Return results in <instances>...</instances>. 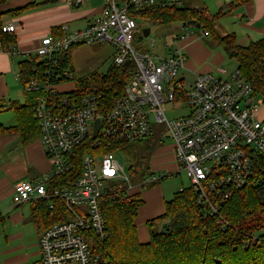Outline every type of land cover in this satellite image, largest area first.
Returning <instances> with one entry per match:
<instances>
[{"label": "built area", "instance_id": "2783aa9c", "mask_svg": "<svg viewBox=\"0 0 264 264\" xmlns=\"http://www.w3.org/2000/svg\"><path fill=\"white\" fill-rule=\"evenodd\" d=\"M81 3L71 1L74 6ZM167 4L181 7L182 1L132 0L138 9ZM16 29V24L9 23L2 30L14 34ZM137 29L136 20L118 0H104L99 18L83 29L43 38L35 52L44 59L76 46L110 43L114 66H129L130 71L123 91L111 104H106L102 94L78 89L70 72L64 73L67 80L63 84H52L51 72H46L25 87L36 96L35 119L51 169L44 178L16 184L17 203L38 205L41 200H55L66 208L64 218L40 234L41 264H102L93 248L95 238L107 237L101 200L112 182L122 179L130 184L116 159L117 151L103 149L153 136L163 142L170 139L178 171H186L200 208L212 217L219 218L223 204L250 181L264 183V116L260 114L264 100H259L253 84L238 68L229 71L220 66L218 75L188 73L187 56L180 45L192 34L190 28L166 43V55L134 49ZM6 53L18 55L17 47ZM69 82H73L72 89L60 88ZM166 105L171 110L186 106L189 113L170 119ZM96 121L99 127L94 135ZM154 125L163 129L153 131ZM86 144L102 152L82 155L76 175L75 151ZM158 181L154 175L145 180ZM131 189L130 185L128 194ZM53 208L51 203L49 209Z\"/></svg>", "mask_w": 264, "mask_h": 264}, {"label": "trees", "instance_id": "16d2710c", "mask_svg": "<svg viewBox=\"0 0 264 264\" xmlns=\"http://www.w3.org/2000/svg\"><path fill=\"white\" fill-rule=\"evenodd\" d=\"M241 1L233 0L232 3L240 4ZM118 3L126 8L138 25L141 21L154 27L183 25L189 20H197L204 33L223 49L226 57L237 61V68L244 79L253 84L256 93L264 97V38L248 46H241L233 34L219 36L215 24L222 13L212 15L204 8L193 9L167 4L163 7L138 9L132 5V0H118ZM7 4L8 0H0V9ZM35 6L32 3L14 10H0V44L4 52L16 45L15 35L2 30L6 18L20 17ZM54 32L60 30L54 29ZM76 47L51 58L40 59L36 55L24 58L23 55L14 56L19 58L18 81L26 98L33 95L25 91L26 85L31 80L44 76L46 72H51V83L55 85L66 82L64 73L74 74L71 52ZM54 60L57 61L56 64L53 63ZM128 69L129 66L116 68L112 65L106 75L95 77L94 84L84 79H74L78 89L102 94L106 104H111L128 81ZM35 100L36 96L33 95L24 104L13 102L7 107L1 106V113L7 110L14 112L15 123L6 126L0 122V138L4 135H16L24 147L40 140V126L34 113ZM164 143L159 136H153L135 144H120L103 150L107 153L121 151L129 163V178L137 182L145 181L153 175L148 163L154 152ZM95 152L102 151L92 150L89 144L76 149L75 158L79 166L76 175L80 173L82 155ZM129 186L126 182L119 186L112 185L101 200L107 237L95 238L93 248L100 256L102 264H264V235L258 234L264 215V183L255 184L250 181L246 188L235 193L232 199L223 204L219 218L210 216L200 208L191 187L178 191L172 200L165 203L164 214L148 223L150 240L146 244L140 243L135 225L144 201L140 194L129 195ZM51 203L54 205L53 210L49 209ZM65 213L66 208L62 201L41 200L34 209L33 221L43 230L61 221ZM0 222L4 223L1 214ZM254 224L259 225L256 228ZM37 264H41V261Z\"/></svg>", "mask_w": 264, "mask_h": 264}, {"label": "crops", "instance_id": "0c3cea01", "mask_svg": "<svg viewBox=\"0 0 264 264\" xmlns=\"http://www.w3.org/2000/svg\"><path fill=\"white\" fill-rule=\"evenodd\" d=\"M71 1L74 0H8V4L1 8V11L23 8L32 3L36 4L35 7L20 17L6 18L5 24L14 23L17 25L14 35L16 37L15 46L17 47L18 55H23L22 58L34 56L43 38L51 35L60 37L59 35L63 36L66 33L83 29L99 18L104 8V0H82L79 6L72 5ZM181 1V7L186 6L193 9L204 8L212 15L222 13L215 24L217 34L222 37L233 34L241 46H248L264 38V0H242L240 4L232 3L233 0ZM180 26L183 31H185V27L181 24ZM146 28L149 27H144L143 30ZM54 29H59L60 32L55 33ZM177 37H175L173 41ZM200 41L201 40L192 32L190 37L180 45L187 56V72L199 74L212 73L218 75L217 68L225 65V56H223V54H218L214 57L211 51ZM214 43L216 46H219L215 41ZM17 59L19 58L10 57L4 52L0 44V101H6L7 99H9V102L19 100L18 96L20 95V90L11 83L17 72ZM163 148L164 147H160L154 152L151 161L154 162L159 160L157 158L161 152L164 151ZM18 155L21 156L18 166H22V170L24 173L26 172L27 176H29V174L33 176L32 181L23 180L20 182H33L44 178V176L50 173L51 165L48 162L40 140L24 147L21 145L18 136L4 135L0 138V162L4 161L3 166L0 167V176L3 171L6 172L8 168L15 165L12 161ZM25 155L26 158L23 160ZM174 157V152H172V160L177 170L178 168ZM155 166H158V169H166L167 167L162 163H155ZM169 170L172 171L171 168ZM15 185L13 187H15ZM10 188L8 184L3 183V180L0 181V202L6 194L11 195L13 193ZM158 192L156 188L143 194L142 199L144 201V206L139 209L135 220L138 239L142 244H146L150 240L148 223L163 215L165 212L166 198L161 197ZM140 193V190L131 189L129 191V195ZM30 204L34 212L37 205L33 202H30ZM31 222L35 224L38 230L37 247L39 250V234H41L43 230L38 228L36 221L32 219ZM14 247L15 246H13L8 253H13L21 248ZM37 254L39 255V251ZM28 260L29 258L26 256L15 255L7 260L8 263L4 264H28Z\"/></svg>", "mask_w": 264, "mask_h": 264}, {"label": "rangeland", "instance_id": "374dc122", "mask_svg": "<svg viewBox=\"0 0 264 264\" xmlns=\"http://www.w3.org/2000/svg\"><path fill=\"white\" fill-rule=\"evenodd\" d=\"M144 27H149L151 29V35L148 38H145L143 36L142 30ZM182 31L183 29L181 28L180 24H169L154 27L150 26L145 21H141L138 25V30L134 35V41L132 45L134 49L142 54L150 53L166 55L167 52L164 51L166 43L168 44L172 42L173 39L180 35L179 33H181ZM189 31H192L201 40L200 42L211 51L214 57L218 54H223V56H225L226 63L225 65H223V67H225L229 71H234L237 68V62L235 60L228 59L223 49L220 46H216L213 38H211L210 36H206L202 28L189 29ZM153 39H155L156 41V43L154 44H152ZM113 54L114 48L110 43H97L93 45H84L74 48V50L71 52L72 67L74 70L73 76L77 79L87 80L90 84H94L93 80L95 79V77L106 75L112 65H114ZM17 74L18 72H16L11 83L15 87H17L18 90H20V95L18 96L19 100H14L11 102L8 101L9 99H7L6 101L1 100L0 107L5 104L9 105L13 102L24 104L25 102H28V99L30 101L33 95H35L33 94L31 95L32 97L27 96L26 98L20 82L16 78ZM60 88L64 90L72 89L73 82L64 84ZM259 100H264V97H259ZM171 107L172 106L169 105L165 106L168 117L170 119H177L179 117L186 116L189 113V108L186 106L180 105L179 108L174 110H171ZM260 114L261 116H264V106L262 107ZM0 122L5 124L6 126L13 125L15 123L14 112L12 110H7L6 112L0 113ZM158 129L160 130L163 128L155 127V125L153 126V131ZM161 147H164V151H162L157 158L159 160L154 162L149 161L148 163L150 168L152 169L154 177L159 178L158 184L148 183L145 181L134 182L130 178L131 187H133L134 190H140L141 198H143L144 193L157 188L159 191V195L161 197H165L166 201H170L174 198L175 193L191 187V182L189 177L187 176L186 171L179 172L178 169L176 170V167L173 163L172 152H174L175 155V151L172 141L170 139H166V142ZM20 157V155L16 156L12 161L13 163H15V165L8 168L6 172L3 171L2 175L0 176V181L3 180V183L8 184L11 187L10 190L12 189L13 191L11 195L6 194L0 202V214L4 219L3 224L0 222V264L8 263L7 260L11 259L15 255H23L28 257V264H37L38 262H40V255L37 254L39 251L37 247L38 230L35 224L31 222L34 213L33 208L30 203L18 205L17 198L15 197L14 193L13 186L16 183L23 180L32 181L33 179L32 174H29V176H27L26 172L24 173V171L22 170V166H18V164L20 163ZM25 158L26 155L23 160ZM116 159L119 165L124 169L125 174L129 176V163L126 156L117 151ZM155 163H162L167 167L166 169H158V166H155ZM3 164L4 161L0 162V167H2ZM170 168L172 171L169 170ZM161 175H164L162 179H160ZM122 183L123 180L119 179L112 182L111 185L119 186ZM142 185L144 186L141 187ZM262 202L264 204V196ZM258 225L254 224L256 228L258 227ZM156 229V231L159 230L158 227ZM258 232L259 235H264V215L262 216V227ZM13 246H15L16 248H21L14 251L13 253H8V251Z\"/></svg>", "mask_w": 264, "mask_h": 264}, {"label": "water", "instance_id": "95a60500", "mask_svg": "<svg viewBox=\"0 0 264 264\" xmlns=\"http://www.w3.org/2000/svg\"><path fill=\"white\" fill-rule=\"evenodd\" d=\"M184 27L186 28H190V29H201V24L197 21V20H189L188 22L183 24ZM151 29L150 28H146L143 30V34L145 38H148L150 35ZM4 107H7L8 105L5 104L3 105ZM99 127V121H96V126L94 129V135L96 134L97 130Z\"/></svg>", "mask_w": 264, "mask_h": 264}]
</instances>
